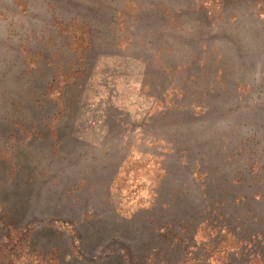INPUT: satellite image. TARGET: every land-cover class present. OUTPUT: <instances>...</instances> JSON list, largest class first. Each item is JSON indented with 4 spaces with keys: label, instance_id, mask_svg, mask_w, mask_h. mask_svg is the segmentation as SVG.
<instances>
[{
    "label": "rangeland",
    "instance_id": "rangeland-1",
    "mask_svg": "<svg viewBox=\"0 0 264 264\" xmlns=\"http://www.w3.org/2000/svg\"><path fill=\"white\" fill-rule=\"evenodd\" d=\"M256 3L234 2L243 27L249 24L242 13L259 9ZM220 5L0 0L1 246H15L18 231L36 223L30 247L0 264H44L53 250L72 254L69 228L93 208L125 217L150 214L165 167L179 162L164 157L166 140L184 135L186 118L208 102L219 106L209 99L221 88L217 55L228 56L219 44L240 46L229 48L230 60L248 40L252 49L264 47L217 26ZM60 22L67 28L58 33ZM256 55L250 52L248 61L258 68ZM241 102L253 104L251 98ZM256 117L236 119L264 121ZM263 136L262 129L257 150L264 161Z\"/></svg>",
    "mask_w": 264,
    "mask_h": 264
},
{
    "label": "trees",
    "instance_id": "trees-1",
    "mask_svg": "<svg viewBox=\"0 0 264 264\" xmlns=\"http://www.w3.org/2000/svg\"><path fill=\"white\" fill-rule=\"evenodd\" d=\"M234 2L237 0H219L222 21L217 26L227 25L226 30L245 33L263 43L264 0H257L259 9L254 6L242 13L250 25L245 27L239 12L232 8ZM54 27L58 33L67 28L62 22ZM205 43L207 47L209 42ZM250 44L249 40L243 44L246 50L235 60L228 57L230 49L236 52L240 46L219 44L217 50L224 49L228 56L223 58L222 51L217 55L223 66L215 68L214 75L221 80V88L213 90L209 98L219 106L208 102L202 112L186 118L184 135L166 140L168 156L164 157L168 162H179L165 167L150 214L125 217L93 208L69 228L72 254L64 257L53 250L50 258L41 262L264 264V161L257 150L264 121L258 124L236 119L243 115L264 117V47L261 44L252 49ZM250 52L260 54L256 57L259 63L262 61L258 67L262 70L248 61ZM254 76L257 82H252ZM236 91H240L239 96ZM250 98L251 108L244 107L241 100ZM35 226L34 221L26 223L18 231L17 244L10 249L8 244H0V259L10 260L18 249L30 247Z\"/></svg>",
    "mask_w": 264,
    "mask_h": 264
}]
</instances>
